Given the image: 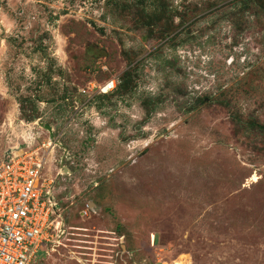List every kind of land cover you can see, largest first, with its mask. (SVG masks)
<instances>
[{
	"label": "rangeland",
	"instance_id": "1",
	"mask_svg": "<svg viewBox=\"0 0 264 264\" xmlns=\"http://www.w3.org/2000/svg\"><path fill=\"white\" fill-rule=\"evenodd\" d=\"M253 122L264 0H0V158L63 166L45 264H264Z\"/></svg>",
	"mask_w": 264,
	"mask_h": 264
},
{
	"label": "built area",
	"instance_id": "2",
	"mask_svg": "<svg viewBox=\"0 0 264 264\" xmlns=\"http://www.w3.org/2000/svg\"><path fill=\"white\" fill-rule=\"evenodd\" d=\"M115 89L114 81H109L96 93L106 95ZM14 151L0 158V264H45L66 235L58 186L63 166L60 163L54 179H47L45 153ZM89 210L87 204L83 214Z\"/></svg>",
	"mask_w": 264,
	"mask_h": 264
},
{
	"label": "trees",
	"instance_id": "3",
	"mask_svg": "<svg viewBox=\"0 0 264 264\" xmlns=\"http://www.w3.org/2000/svg\"><path fill=\"white\" fill-rule=\"evenodd\" d=\"M245 3H248L252 0H243ZM173 37L169 38V40H172ZM132 72L133 69L129 68L127 69L125 72H123V74L121 75V83L118 85L117 87V91L118 89H123L125 91L129 90L130 85H128V83L130 82V79L132 77ZM201 102H203V100L199 99ZM252 127L257 128L260 132L264 131V126L259 125L258 123H252L251 124Z\"/></svg>",
	"mask_w": 264,
	"mask_h": 264
},
{
	"label": "water",
	"instance_id": "4",
	"mask_svg": "<svg viewBox=\"0 0 264 264\" xmlns=\"http://www.w3.org/2000/svg\"><path fill=\"white\" fill-rule=\"evenodd\" d=\"M44 128L49 133L50 137H52V129H51V127L49 125H46Z\"/></svg>",
	"mask_w": 264,
	"mask_h": 264
}]
</instances>
